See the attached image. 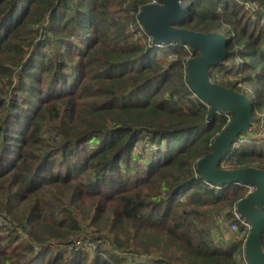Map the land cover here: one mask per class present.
I'll use <instances>...</instances> for the list:
<instances>
[{
    "label": "trees",
    "instance_id": "trees-1",
    "mask_svg": "<svg viewBox=\"0 0 264 264\" xmlns=\"http://www.w3.org/2000/svg\"><path fill=\"white\" fill-rule=\"evenodd\" d=\"M189 1L177 27L228 38L209 79L252 108L219 167L264 171V0ZM150 2L0 0V264H242L217 216L248 186L196 170L233 115L190 90L197 51L138 36Z\"/></svg>",
    "mask_w": 264,
    "mask_h": 264
},
{
    "label": "water",
    "instance_id": "water-1",
    "mask_svg": "<svg viewBox=\"0 0 264 264\" xmlns=\"http://www.w3.org/2000/svg\"><path fill=\"white\" fill-rule=\"evenodd\" d=\"M189 7V0H155L141 7L136 19L153 45H183L198 52L186 61V81L192 93L208 107L207 119L220 112L233 115L214 139L212 152L198 159L196 170L216 187L243 184L254 188L236 203V210L250 224L243 249L245 261L264 264V171L254 167H219L235 139L247 132L252 123L251 104L245 95L210 81V67L227 57L228 38L216 32L199 33L177 27L187 17Z\"/></svg>",
    "mask_w": 264,
    "mask_h": 264
},
{
    "label": "built area",
    "instance_id": "built-area-1",
    "mask_svg": "<svg viewBox=\"0 0 264 264\" xmlns=\"http://www.w3.org/2000/svg\"><path fill=\"white\" fill-rule=\"evenodd\" d=\"M150 3H155V0H151ZM251 7L253 9H257V7L253 4H251ZM137 21V19H136ZM137 25L139 27V32H138V36H140L141 34L146 35L145 32L142 30L141 26L139 25L138 21H137ZM147 36V35H146ZM148 37V43L149 45H151L152 47H156V48H162L165 46L162 45H153L151 43V38L149 36ZM218 77H215V75L213 76V79H217ZM244 142H246V137L244 135H241L239 137H237L235 139V141L232 144V149L236 148L240 145H242ZM249 189V193L253 191V187L252 186H248ZM230 214V220H226L225 217L227 216V214ZM227 218V217H226ZM217 221L222 224V228L227 229L229 232H236L238 233V237L236 239H243L244 244H245V240L246 238H244L249 231L250 228V224L241 216V214L236 210V205L233 207V209L230 212H225V213H221L220 215L217 216ZM240 232V234H239ZM244 244H243V249H244ZM76 246L81 245L80 241H77L75 243ZM263 250H264V245H263ZM241 263L242 264H247V262L244 259V255L242 254L241 257Z\"/></svg>",
    "mask_w": 264,
    "mask_h": 264
},
{
    "label": "rangeland",
    "instance_id": "rangeland-1",
    "mask_svg": "<svg viewBox=\"0 0 264 264\" xmlns=\"http://www.w3.org/2000/svg\"><path fill=\"white\" fill-rule=\"evenodd\" d=\"M251 3H253V5H255L256 7H257V9H255V10H251L250 9V4H249V11L250 12H253V11H256V10H258L259 9V6H258V4L256 3V2H251ZM223 32H225V30H223ZM146 43H147V41H146ZM227 64H229V61H226L225 62V64L224 65H227ZM214 75H215V77H220L221 76V74H219L218 73V71L216 70V71H214ZM225 77V76H224ZM260 131V130H259ZM261 132V131H260ZM261 134H262V132H261ZM150 150L151 149H154V147L153 146H149L148 147ZM138 151H141V147H138ZM143 152V154L145 155L147 152H148V149H146V147L144 148V150L142 151ZM226 164L225 163H222V166H225ZM89 229V228H88ZM222 229H224V228H222ZM239 234H240V232H239ZM224 235H226V238H227V240L228 239H231V238H233V239H236L237 237H238V233H236V232H229L227 229H225L224 230Z\"/></svg>",
    "mask_w": 264,
    "mask_h": 264
}]
</instances>
